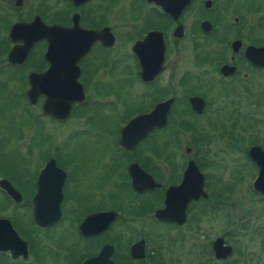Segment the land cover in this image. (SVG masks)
I'll return each mask as SVG.
<instances>
[{"label": "flooded vegetation", "instance_id": "af4514ba", "mask_svg": "<svg viewBox=\"0 0 264 264\" xmlns=\"http://www.w3.org/2000/svg\"><path fill=\"white\" fill-rule=\"evenodd\" d=\"M128 5L125 12L118 0H0V141L18 145L13 149L17 166L9 167L11 172L0 167V264H241L250 254L237 240L239 234L263 244V230L231 236L230 182L219 175L226 168H215L218 162L207 157L232 155L236 152L231 145L239 141L242 146L236 151L245 153L256 175L247 152L253 146L264 148L259 144L261 118L247 116L249 108L264 104V68L251 63L245 52L264 48V0H189L173 15L148 0H129ZM187 15L193 19L186 26ZM120 22L128 29L122 39L129 46L127 64L110 53ZM22 25L26 34H10ZM103 34L111 39L109 46ZM149 35L145 43L158 46L162 41L163 53L160 59L146 52L142 77L133 48ZM28 36L36 39L24 58L9 62L10 52ZM255 53L256 62L264 60L262 51ZM45 72V82L34 87L44 86L53 109L68 108L65 117L43 113L46 97L38 89L28 96V76ZM120 79L137 103L121 114L116 97L123 86ZM231 97L243 99L245 108L234 105ZM169 99L164 126L130 149L119 144L120 130L129 120ZM15 112L20 118L16 126L8 121ZM112 114L115 130L104 150L84 149L75 155L54 146L39 152L40 120L56 125L74 120L81 127L99 128ZM254 125L253 142L247 145ZM26 129L31 130L25 152L31 167L21 166L25 162L17 151ZM71 135L64 139L70 148ZM185 135L188 142L181 146ZM158 136L162 141L155 149L150 144ZM172 144L176 152L169 151ZM190 163L201 175L205 197L199 195L198 178L185 176ZM131 165L157 187L135 191ZM209 168L216 170L213 178L206 172ZM215 173L222 177L218 193L213 189ZM8 185L13 197L3 188ZM165 209L176 220L155 217V211ZM218 212L224 229L199 230L200 218ZM35 217L47 223L40 225Z\"/></svg>", "mask_w": 264, "mask_h": 264}, {"label": "rangeland", "instance_id": "374dc122", "mask_svg": "<svg viewBox=\"0 0 264 264\" xmlns=\"http://www.w3.org/2000/svg\"><path fill=\"white\" fill-rule=\"evenodd\" d=\"M129 0H118V8L121 10H127ZM125 10V12H126ZM196 17V16H195ZM193 19V16L187 15L184 17V24L187 26L189 25V22ZM123 22H120L115 27V33L118 34V38L116 43L114 44V49L112 53V57L114 58H121L124 59L123 64H127L126 54L128 53L129 46L125 42H123V34H127L128 29L127 26H125ZM264 33V31H263ZM188 42V40H187ZM186 44V43H185ZM184 44V45H185ZM105 54V52H104ZM185 54L183 53V56H181L182 59H185ZM108 55V53H106ZM110 55V54H109ZM9 70V69H8ZM182 70V69H181ZM120 83L123 86H119V89L117 91V99L119 102H121V105L118 108L119 114L123 113V110H126L130 107H133L136 105V101L132 100L130 96L128 95V92L125 87V83L122 82V79L119 80ZM119 84V85H121ZM263 87H264V75H263ZM141 90L137 89L135 95L139 96V92ZM20 100V98H17ZM134 99V98H133ZM231 100L234 101V105H238L239 107H244V101L243 99H238L236 97H231ZM232 101V102H233ZM227 100L225 103L227 104ZM14 107L17 105L16 101L13 102ZM223 103V100L220 101V104ZM18 105H21V102L19 101ZM247 105V104H246ZM231 105L230 107H232ZM249 106L247 105L246 108ZM123 109V110H122ZM251 111L248 112V118L255 117L261 118V120L258 119V129H261L263 132V137L261 138V141H259V144L264 145V104L259 108H249ZM258 112H262V116L258 115ZM11 115V114H8ZM8 121L19 123V117H17L16 112L13 114V116L8 117ZM178 118V116H177ZM176 118V120H177ZM116 115L112 114L107 117V119L97 124L99 125V128H96L92 125L90 126H79L76 125V122L70 121L66 125H56L51 123L48 120H40L38 123V136L36 137V143H38V150L41 151H47L48 149H52L54 146L58 147L60 151L62 150H68L75 152V155H77L79 152H83L85 150H92V151H102L107 146H109L110 136L109 133L115 130L114 123L116 122ZM4 124V122H3ZM6 124V123H5ZM16 126V125H15ZM101 128V129H100ZM257 126H252V131L248 132L249 135L246 137V144L248 145L250 142H253L252 134L254 130H256ZM84 129H87L86 132ZM25 130V127H24ZM169 131H171V128H168ZM15 131V129H14ZM31 133L30 129H26L25 131V137L21 141V149H17L19 151L18 153L23 158L25 164H21V166L31 167L32 161L31 158L25 154L27 151L28 144L31 145L30 141L28 140V136ZM75 133L79 135L80 134H86L81 137L75 136ZM7 134V133H6ZM73 134V135H71ZM0 135H1V129H0ZM74 136V138L70 139V146H73L72 148L69 147V143L65 142V136ZM2 136H0V139ZM80 140V141H79ZM181 146L184 143H187V137H183V140L180 139ZM162 139L161 137H157L153 142L152 146H155V149H158L156 147L160 146ZM3 146V152L0 153V167L3 168L7 172H11L9 167H15L16 159L13 157L15 154V150H13L16 145L13 142L9 143H3L0 146ZM65 145L67 146L66 148ZM82 146V147H81ZM151 146V149H153ZM232 150L234 152L232 155H226L220 157V155L217 157H207L210 158V160H213L215 162H218L215 164V168H217V165L224 166L226 170L223 174L219 173V175H222V177L225 179V181L230 182V216H229V230L231 233V236H235L237 232H250V231H264V200L261 199V196L258 194L253 193L251 189V183L255 176L254 168L252 167L249 160L245 157V153L241 150L239 152V147L242 146V144L237 141L234 145H231ZM64 148V149H63ZM236 149H239L238 152ZM178 148L172 144V147H170L169 151H177ZM243 152V153H242ZM244 155V156H243ZM231 156V157H230ZM22 160V159H20ZM212 166V165H211ZM9 168V169H8ZM8 169V170H7ZM224 169V168H223ZM221 170V169H218ZM216 171V170H215ZM212 168L207 169L206 172L211 174V177L213 176V172H215ZM217 174V173H215ZM217 175L216 180L214 179V185L213 189L215 193H218L217 189H219V185L222 182V177ZM213 178V177H212ZM221 180V182H220ZM222 212L215 213L214 217H208L206 215L204 218H200L198 221L199 230L201 231H210L213 230L214 232L220 231L224 226L223 220H222ZM192 223H190L191 225ZM253 236V235H252ZM255 236V235H254ZM237 237H240L237 239L239 242H243L244 246L247 249V254H250L248 258L246 259V263L241 264H264V237L262 236L263 244L260 246L257 243V238H250L248 234H239ZM261 237V236H260ZM199 242H201V239H198ZM240 264V263H239Z\"/></svg>", "mask_w": 264, "mask_h": 264}, {"label": "water", "instance_id": "95a60500", "mask_svg": "<svg viewBox=\"0 0 264 264\" xmlns=\"http://www.w3.org/2000/svg\"><path fill=\"white\" fill-rule=\"evenodd\" d=\"M148 1H151V2L155 3L157 6L161 7V9L164 12H166L167 14L173 15V12L180 11L181 8L184 7L189 0H148ZM25 28H27V27L22 25L20 27H17L16 30H12L10 32V34H14L15 32L20 33V34H26L28 29H25ZM151 35H154V34H151ZM151 35H149L145 38L144 42L142 43V45L139 48H137L136 45H135L136 48L135 47L133 48V50H135V53H136L138 60H139L142 77H143L142 72L144 71L146 63H147V59H146L147 53L146 52L150 53L149 50H151V52L158 54V57L160 56V59H162V53H163L162 41L160 42V44L158 46H156V45L148 46L145 43V42H148L149 37H151ZM102 38L105 40L104 45L109 46L111 44V39L109 37H107L105 34H103ZM34 39H36V38H31V36L25 37L23 40L22 47H19L18 49H13L10 52V54L8 56V61L11 63L20 62L24 58V56L26 55V52L28 51V49H29V47H30V45ZM144 44H146V45H144ZM136 49L137 50L139 49V51H136ZM256 51H258V52L262 51L264 54V48L258 49V50L257 49L255 50L253 48H248L245 52V55L251 63L264 68V60L260 61V62L255 61V54H256L255 52ZM48 76H49L48 72H45L41 75L30 74L28 76V81H29V85H30V89L28 91V96L31 97L33 92L38 89V92L40 91V93H42L46 97L45 103L42 107L43 113L50 115L54 118L65 117V115H68V108H66V109H53L49 105L48 94L45 93L44 86L39 85V88H35L37 86L34 84H36L38 81L40 83L45 82L44 80H46ZM193 100H195V99H191V102H193ZM170 104H171V99L166 100L162 103H158L155 105V107L152 109V111L150 113L144 114V115H138V116L132 118L131 120H129L128 123L120 130L119 144L125 149H130L139 139L144 137L148 132H151L152 129L164 126L165 122H166V114L169 110ZM247 154H248L249 159L252 161V163L256 169V175H255V178L251 184V188H252L254 193L260 195L261 198L264 200V148H260L258 146L250 147L248 149ZM48 166H49V164L46 165V167H48ZM129 174L132 176V182H131L132 187L137 192L142 191L144 189H153L154 187H157V184L154 183L152 178L143 174L140 171V169L137 167V165L129 166ZM192 175L198 178L199 195H202L203 197H205V194H203L201 191V175L197 173L194 165H192L190 163L187 166L185 176L188 177V176H192ZM137 176L144 177V181L140 177L139 178L141 180H137ZM185 184H187V182L184 181L181 184V186H179L178 188L184 187ZM3 188L7 191V193L11 197L14 196L13 194H15V192L9 185H8V187H3ZM174 190L175 189H173V191ZM193 197H196V196L194 195ZM169 206L170 205L166 202V208H168ZM154 215L157 219L176 220V219H173L175 214L169 212L166 209L165 210H157V211H155ZM35 220L40 225L47 223V222H43V221L39 220L36 217H35ZM177 222L181 223L179 220H177ZM0 247H1V244H0Z\"/></svg>", "mask_w": 264, "mask_h": 264}]
</instances>
